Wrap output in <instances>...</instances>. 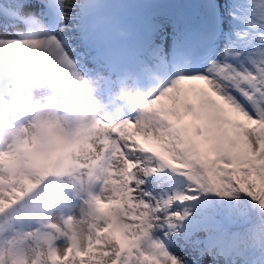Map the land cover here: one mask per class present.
<instances>
[{"label": "snow or ice", "instance_id": "obj_1", "mask_svg": "<svg viewBox=\"0 0 264 264\" xmlns=\"http://www.w3.org/2000/svg\"><path fill=\"white\" fill-rule=\"evenodd\" d=\"M0 63V264H264V0H0Z\"/></svg>", "mask_w": 264, "mask_h": 264}, {"label": "clouds", "instance_id": "obj_2", "mask_svg": "<svg viewBox=\"0 0 264 264\" xmlns=\"http://www.w3.org/2000/svg\"><path fill=\"white\" fill-rule=\"evenodd\" d=\"M12 71V67L6 63H0V73H7ZM69 69H64L61 73L60 81L58 83V91L70 92L72 89L68 83ZM41 74L39 67H32L27 70H21L18 72V82L10 89L7 99L11 102L15 109L20 113H33L34 107L39 99V93H37L32 83ZM98 85L92 84L88 88L83 89L76 96L72 98L71 103L68 106V116L79 117L83 114L85 108L93 113H98L101 109L100 97L97 95ZM123 96L129 103H136V98L131 88L129 87L120 93L119 90L113 93V98L118 99ZM41 105H47L49 108L59 107V103L55 97H50L48 100H40ZM11 132V125L7 120L0 121V142L8 138Z\"/></svg>", "mask_w": 264, "mask_h": 264}]
</instances>
